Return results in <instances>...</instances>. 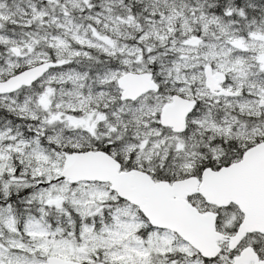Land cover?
Listing matches in <instances>:
<instances>
[{
  "label": "snow or ice",
  "instance_id": "6c2138e0",
  "mask_svg": "<svg viewBox=\"0 0 264 264\" xmlns=\"http://www.w3.org/2000/svg\"><path fill=\"white\" fill-rule=\"evenodd\" d=\"M0 264H264V0H0Z\"/></svg>",
  "mask_w": 264,
  "mask_h": 264
}]
</instances>
